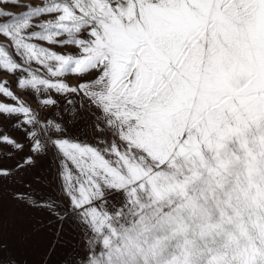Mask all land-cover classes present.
Segmentation results:
<instances>
[{
    "label": "snow or ice",
    "instance_id": "1",
    "mask_svg": "<svg viewBox=\"0 0 264 264\" xmlns=\"http://www.w3.org/2000/svg\"><path fill=\"white\" fill-rule=\"evenodd\" d=\"M0 74L36 103L0 80V190L49 256L264 264V0H0Z\"/></svg>",
    "mask_w": 264,
    "mask_h": 264
},
{
    "label": "rangeland",
    "instance_id": "2",
    "mask_svg": "<svg viewBox=\"0 0 264 264\" xmlns=\"http://www.w3.org/2000/svg\"><path fill=\"white\" fill-rule=\"evenodd\" d=\"M3 79L10 81L12 90L18 96L32 107H36L31 93L19 90L13 77L0 74V80ZM0 102L11 103L2 96H0ZM13 122L14 119L0 116V129L7 131L15 138L22 139L23 134L12 129ZM50 163V160H46L43 166L48 167ZM10 190H14V186L9 185L0 190V197H2L0 199V260H3L5 264H45V262L62 264L66 254L73 251L71 243L58 247L55 254L49 256V248L55 241V237L47 224V217L12 200L9 196Z\"/></svg>",
    "mask_w": 264,
    "mask_h": 264
}]
</instances>
